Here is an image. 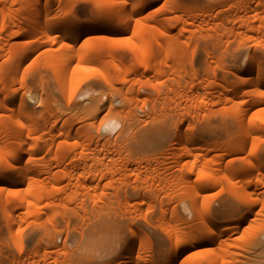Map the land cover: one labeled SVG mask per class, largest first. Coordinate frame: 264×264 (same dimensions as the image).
Wrapping results in <instances>:
<instances>
[{
	"label": "bare ground",
	"instance_id": "bare-ground-1",
	"mask_svg": "<svg viewBox=\"0 0 264 264\" xmlns=\"http://www.w3.org/2000/svg\"><path fill=\"white\" fill-rule=\"evenodd\" d=\"M87 1L93 19L80 21L74 0H0V211L17 228L0 264H81L69 220L110 204L120 185L137 215L159 205L165 239L141 246L145 226L130 223L102 243L105 264H264V0H159L149 12L156 0ZM194 28L214 47L232 33L231 67L219 54L198 66ZM115 41L131 66L114 58ZM37 49L43 65L21 69ZM163 146L177 172L144 154ZM23 223L42 224L44 242L23 239Z\"/></svg>",
	"mask_w": 264,
	"mask_h": 264
},
{
	"label": "rangeland",
	"instance_id": "rangeland-1",
	"mask_svg": "<svg viewBox=\"0 0 264 264\" xmlns=\"http://www.w3.org/2000/svg\"><path fill=\"white\" fill-rule=\"evenodd\" d=\"M201 3L200 5H211L210 0H200ZM160 1L156 0L155 2H153L152 4H150L144 11H153L156 10L160 3ZM210 2V3H207ZM74 6L75 8L79 9L78 10V17L80 19V21L82 20H92L93 19V13H94V7L91 1H87V0H74ZM204 3V4H203ZM213 4V3H212ZM207 5V6H208ZM153 9V10H152ZM151 21V20H149ZM154 21V23H153ZM158 22V23H157ZM153 23V24H152ZM152 23L150 22L149 26H153L156 27V24L161 23V21H157L155 19H152ZM162 24L164 26V28H167L170 30L172 29V27L168 24L167 21L164 20V23L162 21ZM162 24H160L161 26L160 29H163ZM158 26V25H157ZM162 27V28H161ZM156 29V28H155ZM157 29H159L157 27ZM196 28H194L195 30ZM200 31V29H198ZM206 30V29H205ZM173 31V30H171ZM202 34H206L204 33V29L201 30ZM200 31V32H201ZM194 32V31H193ZM192 32V33H193ZM198 34L197 29L195 30L194 33ZM199 32V33H200ZM228 32V31H226ZM191 33V36H192ZM104 34V33H102ZM185 34H189L187 32H185ZM197 34H194V36H189L191 37V45L188 47L187 52H192V54L195 56L194 59L197 61L198 66L205 67L207 64H211L213 58L211 56V54H219L221 59L225 58L226 62L225 63H229L230 65L225 64V67L229 68L232 66V62L234 63V57L231 55L235 53V45H237V39L235 37H233L232 33L228 32V35H224L219 37L220 41L219 44L214 47V42L212 43V41H209V39L206 38H201L203 35L198 36ZM101 35V34H100ZM25 36V33H22L19 35V37H23ZM97 36V34H93V33H87L85 34V37H95ZM194 37V38H193ZM195 37H197V41L195 39ZM205 37V35L203 36ZM227 39V41H226ZM196 41L195 44L192 42ZM236 41V43H235ZM212 43L213 46L210 44ZM234 44V45H233ZM246 44V43H245ZM230 45V47L232 46V49L234 47V53H231V48H229L228 46ZM247 46V44H246ZM112 47L114 49V58L118 61H120L121 63H123L125 66L129 67L131 66L132 63H134V60L132 58V53L129 49H127L126 46V42L125 41H115L114 43H112ZM231 50V51H230ZM233 52V51H232ZM231 53V54H228ZM230 55V57H229ZM228 56V57H227ZM233 58H232V57ZM227 57V58H226ZM232 60H231V59ZM194 60V65L197 66V64L195 63ZM229 60V61H228ZM225 61V60H224ZM232 61V62H231ZM34 62V64L29 65L30 63ZM43 54L41 49H37L33 52H31L29 54V56H27V60L25 62L24 65H22L21 69L26 68L28 65L34 68H37L38 66L43 65ZM195 66V67H196ZM225 67L223 68H218L217 72L220 74H223L225 72ZM198 68V67H197ZM200 70L202 68H199ZM204 70V69H202ZM111 74H114L113 72H111ZM32 79V78H31ZM42 79H44L45 81H47L49 83V86L51 87L52 85H54V83L52 82V80L48 77H43ZM34 80H39V77H36ZM93 83H98V79L96 77H93L91 79L88 80V83H86V86H90ZM118 87L120 86L119 83L116 84ZM17 86V85H16ZM85 86V87H86ZM125 87L128 86V84L126 83V85H124ZM84 87V88H85ZM96 90V89H94ZM61 102H63V100H61ZM168 117H164L162 118L167 119ZM132 134L131 130H128L125 136H129ZM110 138H112L111 136H109ZM166 146L163 147H158L155 149H151V151L146 152L144 154L146 155H152L154 157L157 158V165L161 166L162 162L164 160H166L167 165H166V171H173V172H177V170L179 169V165H171L168 164V162L171 160L169 158V156H167V152H166ZM52 155L48 154L45 157V161L50 162ZM143 165V164H141ZM142 174H145L144 172H141V176ZM131 181L134 179L133 175H130L128 177ZM162 183V179L160 178L158 183ZM137 184H140L141 187H146L148 188V185L145 184L143 181L142 182H137ZM161 186V185H160ZM159 185L155 187L154 190H157L158 194H162V190ZM140 187V186H139ZM137 198L139 196H141V191L137 192ZM124 186L120 185V187L117 190V198L113 199L110 204L109 202L106 200V204H98L95 205L93 207H89L88 208V212L86 217L81 220L79 217H73L72 219L69 220L68 226H69V234L67 236V240H66V244L69 247V249H73L74 250V260L76 261H81V264H105L107 262V250L104 249L102 243L104 241H106L109 238H112L116 235V231L119 228H126V226L128 224H134L136 226H145L143 232L145 233V237H144V242L139 243L141 246H143L145 243H147V241L152 240L153 234L155 233L156 236L161 237V239H165V235L162 232L160 226H159V219L161 217V213H160V209H159V205L157 203H155V208L153 212H148L146 218H143L142 214L141 215H137L138 212H133L132 208L126 207L124 205ZM134 201H137L136 198H134L133 196L131 197ZM145 205H143L141 207V210H144ZM41 219L39 220L40 222H43L44 227H50V224L48 222H46V215L43 214L41 215ZM57 222L59 224L60 227H64L65 226V220L62 216L61 213H59V216L57 218ZM43 225H38L37 223H23L20 227V231H21V237H23V239L27 240L29 243H35L37 240H40L41 242H44V236H42L43 232ZM148 227V228H147ZM17 228L14 227L12 232H8L5 229V222L2 219V212L0 211V253H2L4 250H8V249H13L12 247V236L16 233ZM152 234V235H151ZM83 235V236H81ZM64 240V234H57L54 237V241L57 244H62ZM89 240H94L96 244H92L89 246H86L85 244L89 241ZM1 257V254H0Z\"/></svg>",
	"mask_w": 264,
	"mask_h": 264
}]
</instances>
